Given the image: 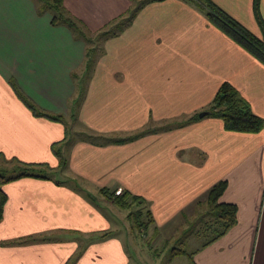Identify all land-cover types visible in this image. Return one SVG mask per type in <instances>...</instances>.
Instances as JSON below:
<instances>
[{
	"label": "crops",
	"instance_id": "crops-1",
	"mask_svg": "<svg viewBox=\"0 0 264 264\" xmlns=\"http://www.w3.org/2000/svg\"><path fill=\"white\" fill-rule=\"evenodd\" d=\"M209 1L261 38L253 0ZM258 13L264 29V0ZM128 18L82 76L79 40L38 16L32 0H0V165H38L68 181L2 186L0 264H141L132 254L170 224L177 232L180 214L220 181L234 226L205 247L190 233V250L170 262L264 264V66L179 0L149 2ZM223 83L263 121L259 132L192 119ZM116 190L143 201L149 242L126 228L127 210L108 199ZM118 225L122 235L112 234Z\"/></svg>",
	"mask_w": 264,
	"mask_h": 264
},
{
	"label": "trees",
	"instance_id": "trees-1",
	"mask_svg": "<svg viewBox=\"0 0 264 264\" xmlns=\"http://www.w3.org/2000/svg\"><path fill=\"white\" fill-rule=\"evenodd\" d=\"M154 1H163V0H142L140 5L136 8ZM189 6L195 8L200 12L217 30L226 35L232 41H234L238 46L243 50L253 56L257 61H259L264 66V29L263 24L258 13V0H253L252 2V11L254 19L260 28L261 38L254 37L248 31L239 26L236 22L230 19L224 12L217 8L209 0H179ZM62 0H32L35 13L40 16L42 14H49V24L52 27L64 26L72 33L78 31L76 23L69 18L64 16L61 6ZM135 9V10H136ZM130 18L125 20L124 23L120 24V28L128 24ZM116 30V31H119ZM115 32L108 34H103V41L112 36ZM102 41V42H103ZM102 51V50H101ZM87 61L85 63V69L88 72L93 64L92 51L88 50ZM18 97L20 94L17 93ZM20 99H22L20 97ZM26 106L30 108V105L25 103ZM203 112H208L205 116L214 117L219 119L222 123L224 131L227 132H236V133H257L263 127V121L254 116L247 103L237 94V92L228 84L223 83L219 86L215 92L209 107ZM53 120L60 121V116H46ZM198 118V115L194 116L192 119ZM190 121V120H189ZM141 136V133L134 134L131 137H128L124 140H117V143H124L131 141L137 137ZM13 165L18 170L17 174H12L11 176L4 175V171H0V220L2 218V211L6 201V196L2 191V186L6 183L15 181L24 177H32L39 179H47L46 177L29 175L27 174L28 169H40L44 170V167L38 165H24L18 162H10L5 165ZM12 166V167H13ZM225 182L220 181L214 184L206 193L205 199L202 201L207 206V213L203 216L211 218L212 222L204 224L202 218L197 214V218L191 224V227H188L186 230H183L179 234V239L177 241L178 246L182 245L184 239L190 233H197L202 238L201 247H205L212 242L216 241L222 237L229 229H231L235 224V207L229 204L219 203V198L222 195L225 189ZM108 199H111L112 203L122 210H128L134 204L138 206L143 204L141 199L130 196L125 192H121L119 195H114V192L108 196ZM197 205L199 204L196 203ZM142 216L141 210L137 209L135 214L128 213L127 217L130 218L137 228L144 229L146 226L139 221ZM143 216L146 218V225H149L150 215L148 211L143 213ZM211 223V224H210ZM201 227V229L199 228ZM183 250L179 248H172L169 251V259L182 254Z\"/></svg>",
	"mask_w": 264,
	"mask_h": 264
},
{
	"label": "rangeland",
	"instance_id": "rangeland-1",
	"mask_svg": "<svg viewBox=\"0 0 264 264\" xmlns=\"http://www.w3.org/2000/svg\"><path fill=\"white\" fill-rule=\"evenodd\" d=\"M142 0H62L61 6L64 16H68L71 18L77 25L78 31L72 33L70 30L69 33L73 38L79 40L83 46L84 54H83V65L89 60H87L86 54L88 50L92 51V59L95 61L100 54L102 53V41L103 34H110L112 32H116L120 28V24L124 23L127 16H130L135 9L140 5ZM49 17V14H47ZM255 37V36H254ZM92 61V62H93ZM87 73L85 66L82 70L81 75L84 76ZM83 79V77H81ZM77 86L75 99L77 98ZM75 105V103H74ZM66 128L68 131L72 132L71 123H66ZM75 137V136H74ZM73 137V139H75ZM56 151V150H55ZM3 163V162H1ZM11 164L0 165V171H4V175L11 176L12 174H17L18 170ZM27 174L46 177L47 179H51L56 183H68L66 180H62L57 175H53L49 173L48 170H40V169H28ZM85 197V195H83ZM87 196V195H86ZM117 209L116 205H114ZM136 205H132L129 211L127 210V214L130 212L135 214L137 211ZM141 210V209H140ZM118 213V212H117ZM120 213V212H119ZM118 213V214H119ZM143 211L141 212L142 216L139 221L146 226V228L141 229L135 227L132 223L133 221L128 218V227L132 233V236H141L143 240L149 242V236H151V229L146 225V218L143 216ZM207 213V206L200 202L196 205L195 212L184 211L178 219H176L175 224L177 232H172L173 226L170 224L167 226L164 231L159 234L158 243H152L151 246L148 247V244L144 243V247L140 249L137 253L132 254V257H136L140 260L141 264H176L174 260L169 259V251L172 248H179L183 251H189L190 245L182 243V245L178 246L177 241L179 239V232L186 230L188 227H191L192 223L197 218V214L202 218L203 223L208 224V222H212L211 218L203 216V214ZM109 214V213H108ZM122 214V213H121ZM113 216V215H112ZM124 214L122 215V220ZM185 217V218H184ZM115 218V217H114ZM126 222V220H125ZM211 224V223H210ZM125 225V223H124ZM123 226L118 225L112 232L115 235H122ZM134 233V234H133ZM190 244V243H189ZM130 247V246H129ZM135 260L137 261V259ZM173 259V258H172ZM185 260V259H180ZM170 262V263H169ZM177 262V261H176ZM180 262V261H179Z\"/></svg>",
	"mask_w": 264,
	"mask_h": 264
},
{
	"label": "water",
	"instance_id": "water-1",
	"mask_svg": "<svg viewBox=\"0 0 264 264\" xmlns=\"http://www.w3.org/2000/svg\"><path fill=\"white\" fill-rule=\"evenodd\" d=\"M207 114H208V112H201V113L198 114V118H202V117H204Z\"/></svg>",
	"mask_w": 264,
	"mask_h": 264
},
{
	"label": "built area",
	"instance_id": "built-area-1",
	"mask_svg": "<svg viewBox=\"0 0 264 264\" xmlns=\"http://www.w3.org/2000/svg\"><path fill=\"white\" fill-rule=\"evenodd\" d=\"M120 194V190H116V191H114V195L116 196V195H119Z\"/></svg>",
	"mask_w": 264,
	"mask_h": 264
}]
</instances>
